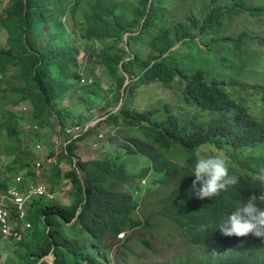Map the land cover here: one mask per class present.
<instances>
[{"label":"trees","instance_id":"obj_1","mask_svg":"<svg viewBox=\"0 0 264 264\" xmlns=\"http://www.w3.org/2000/svg\"><path fill=\"white\" fill-rule=\"evenodd\" d=\"M80 1L10 0L0 13V26L6 31V43L0 48V192L13 186V175L20 176L16 187L22 191L31 182L51 184L61 177L59 163L63 157L50 160L49 155L46 158L47 167L41 169L43 159L35 161L33 153L45 130L58 133L55 125L59 124L51 120L56 110L59 115L62 113L61 108L56 109V102H61L67 92L73 95L77 93L71 77L81 78L77 73V64H74L80 39L85 40L82 49L88 60L98 62L114 78L116 75L117 80L104 95L98 92L104 88L97 90V86H88L84 91L88 93L87 96L82 94L74 98L84 107L77 112L74 108L68 112L65 110L64 121L72 114L75 117H71L72 123L95 117L91 111L103 102L98 98L109 102L103 105L109 110L117 107L121 101L119 109L109 114L106 120L119 125L122 117L126 123L134 124L137 127L134 131L144 139L141 143L135 136L131 137L133 143L111 156L105 154L93 160L79 159L83 175L80 176L76 169H69L66 173L72 183L66 194L69 196L67 201H48L44 197L33 201L30 199L31 227L24 232L13 228L9 236L17 248L7 255L10 260L8 264H110L111 244L106 243V234L135 227L147 228L150 234L156 233V227L169 223L173 218L186 217L189 212L215 214L224 219L237 201L246 200L261 188L259 181L245 173V167L253 164V159H264V112L252 107L257 100L263 102L264 97L257 99L259 93L252 91L254 85L245 80L239 82L242 89L252 92L243 94L239 92V86L228 89L227 85L207 83L203 72L197 70L194 63L167 70L162 63L150 65V60L156 56L153 51L155 44L166 48L171 46L174 34L172 29L167 28L154 36L148 44L151 52L145 56L141 46L146 45L145 40L158 25L151 10L141 26L145 14L142 3L146 4L147 0H136L134 6L123 8L117 6L125 3L121 0H83L89 3L84 11L79 6ZM243 1V11L252 14L250 1ZM242 5V2H237L234 7ZM64 15L66 20H63ZM136 27L140 28L139 33ZM129 31L135 32L129 35L127 42L129 53L134 57L124 61L123 65L132 80L121 92L116 84L120 87L124 76L117 64L125 49L117 44ZM249 33L252 32L243 30L236 37L226 34L224 40L237 52L244 44L258 43L264 48V38ZM261 58H264V54H259L257 50H245L241 65L255 64ZM192 69H196L194 73L190 72ZM86 71L93 72L95 69L87 65ZM176 72L185 77L183 94L186 103L179 107L184 121L181 122L175 114L169 120H160L165 111L156 106L147 111L140 109L136 99L143 85L156 79L170 81ZM261 74L251 72L255 77ZM98 81L100 78H95V82ZM93 94L96 97H92ZM194 103L197 109L209 113L206 120L199 111L190 115ZM165 106L167 111H172L168 104ZM30 122L34 126L25 135V126ZM100 125L99 121L94 127H88L79 138L96 135L97 126ZM75 148V144L70 143L64 151L63 156L70 162ZM197 148L217 154L224 150L222 153L229 163L237 164L242 170L241 173H234V167L230 169V174L236 175L239 182L212 199L201 201L190 198L187 188L189 186L190 189L191 177L194 178L190 174ZM182 156L188 158L182 160ZM6 159L9 162L2 164V160ZM151 168L154 174L150 176L155 181L151 186L157 179L165 184L178 180L180 185L167 186V194L155 201L154 208L142 219L138 216V201L126 190L130 182L136 183L139 178L149 176ZM41 173L46 175L45 178H40L43 176ZM58 188L53 187V190L57 191ZM2 206L7 208L8 205L5 202ZM12 217H16L14 212ZM195 223L198 224L194 231L196 234L217 230L219 226L218 221L203 218L199 222L196 219ZM150 234L137 242L144 248L151 246ZM249 237H233L232 241H227L221 238L218 229L215 243L250 249H257L263 243L253 236L249 241ZM120 246L128 247L126 243ZM124 251L127 252L126 249ZM50 252H54L53 262L42 260ZM120 257L125 258L124 255ZM173 264L221 263L186 253L178 258V263ZM225 264L264 262L231 255Z\"/></svg>","mask_w":264,"mask_h":264},{"label":"clouds","instance_id":"obj_2","mask_svg":"<svg viewBox=\"0 0 264 264\" xmlns=\"http://www.w3.org/2000/svg\"><path fill=\"white\" fill-rule=\"evenodd\" d=\"M121 1H124L125 3L117 4L119 8L128 7L127 5L134 6L136 0ZM185 1L186 0H147L146 4L142 3V9H145V14L141 19V26L147 19L148 14L151 10L153 11V18L158 21V25L152 30V34L149 39L145 40L146 45L143 49L145 56H147L151 52V47H149L148 44L149 42H152L154 36H157L161 31L167 28L172 29L174 34V41L171 46L166 48L155 44L156 46L153 51L156 56H154L150 60V65L154 63H162L165 70H167L170 68L183 66L186 63H194V65L197 67V70L203 72V78L207 83L215 82L218 85H227L228 89H235L239 86V92L243 94H251L252 92L248 89H242L241 85L239 84L242 83L244 80L247 81L248 78H253V81L247 82H249V84L251 85H254L252 91L259 93L258 98L262 99V97H264V58H261L257 63L254 64L257 68L252 66V64L243 66L241 65V61L245 50L255 49L260 54L259 50H264V48H262L261 44L258 43L244 44L240 47V50L237 52V50H235L233 46L229 42H227V40H224V38L226 37V34H231L233 37H236L241 32L240 31L236 35H234V33L230 31H225L228 27H226V25L238 15H242L243 17L253 16L255 19L259 20L260 24L257 30H255L254 32L248 30L247 31L252 32L249 34L260 35L261 38H264V0H249L250 5L253 8L251 11L252 14H249V11L247 10L243 11L245 6V1L243 0H194L188 6H184ZM9 2L10 0L7 1L6 5ZM237 2H242L243 5L234 7ZM82 3L83 0H81L79 3L80 8ZM75 4H78V1H75ZM6 5L0 10V13L3 12V9L6 7ZM177 5H180L181 7L175 8ZM66 19L67 17L64 15L63 20ZM238 25L242 27V20L238 22ZM136 31L139 33L140 28L136 27ZM133 33L135 32L131 33V31H129L124 33L122 39H119L120 41L117 44L119 47L125 49V53L123 54L120 62L117 64L119 66V72L124 76L122 85L118 87V85L116 84V87L120 88L121 92L125 90V87L132 80L129 75L130 73L125 70L123 62L134 57V55H130V51L128 50L127 45L128 37ZM79 41L80 42L78 44L82 43L83 47V43L85 44V40L80 39ZM247 45H258V47L248 49L245 48ZM82 47L81 49H79L77 54L82 50ZM77 54L75 57L74 64H77L76 66L79 69V72L77 73L80 74L81 78L79 79L76 76L71 77L72 83H75V90H77L78 87H81L84 92L85 90L82 86L94 85L97 86V90L98 88H104V90H98L99 94L104 95L109 88L113 87L115 81L117 80L116 75L114 78L109 72H106L103 66L100 65L98 62L93 59L88 60L86 54L84 60L78 59ZM87 65H89V67H93L95 71H86ZM98 67L99 71L101 72V75L98 74ZM195 70L196 69H192L190 72L194 73ZM241 70L245 72V75H243L244 78L241 76L242 74H237ZM249 71L250 75H248ZM251 72L256 74H262L255 77L251 75ZM104 74H106V76H108L110 79V84L108 86L104 85L101 82L102 78L106 77H104ZM98 77L100 78V81L95 82V78ZM184 79L185 77L183 74H179V72H176L173 74V76H171L170 81L156 79L146 85H151L157 81H161V85L167 86H172L175 82H177V84L179 85H182V101L178 104V107H180L185 105L186 103L183 94ZM83 95L87 96L88 93L84 92ZM139 95L140 92L138 96ZM76 96L77 94L73 95L72 92H67L65 93V96L63 97L61 102H56V109L61 108L62 113L59 115L56 110V113L55 115H53L54 117H51V120H54L59 124L55 125V128L58 133L51 129H47L44 131V135L46 131H50L54 135V138L52 140L54 141L52 142L53 152L50 156V160H52L53 158L63 157V159L67 161V171L69 169H76L78 171V174L82 176L83 169L78 163L79 159L93 160L94 158L103 157L105 154H108L109 156H111V154L113 153L117 154L118 152L123 150L127 144L134 142L131 138L133 136L136 137V140L138 142L142 143L144 138L139 136L140 134L134 131L135 129H137L134 124L126 123L122 117L121 119H119V125L109 123L106 120L109 114L116 112L119 109L121 101L117 107H114L113 109L109 110V107H103V105H105L106 103L109 104V102L98 98L99 101H103L102 104L98 107L100 110H102V112H100L99 114H95V117H92L88 120H80L76 121L75 123H72L71 117L75 118L72 114L67 117L66 121H64L65 110L68 112L71 111L72 108H74L76 112L78 111L75 108V102L77 99L74 98ZM93 96L96 97V95L94 94ZM67 97H71L73 98V100L71 102H66L65 100ZM195 103L190 109V115L196 111H199L202 114L201 110L196 108ZM261 103H264V101L259 102L257 100V102H255L252 107L254 109L263 110L264 112V104L259 106V104ZM138 105H140V103H138ZM165 105H167V103L163 101H159L154 105L160 108L161 110L165 111V113L160 116V120H169L170 117L174 116L175 114L177 117L180 118L181 122L184 121L181 118V115L179 113H175L169 104V108L172 111H167ZM80 107H84V105H81ZM24 108H27L26 104ZM149 108L150 107H145L144 110L147 111ZM195 108L196 110L192 113V110H194ZM97 116L98 118H100L99 121L101 122V125L97 126V134H93L85 138H90L91 140H94L98 137V135L101 136V130L106 131L105 138L108 142L104 143L103 145L105 151H103L102 155L100 156L88 159H82L80 157H77L75 154L76 148L78 147V145H76L77 141L81 142L86 140L85 138L80 139L79 137L83 134V132L88 129V127H94L99 122L96 121L92 125H87L88 122L96 120ZM32 126L34 125L31 124V122L27 123V126H25L24 129L25 135H28L29 129ZM70 143L75 144L76 146L73 151V155L71 156V162L63 156V154H65L64 151L67 145ZM42 149L43 143L42 141H39V145L36 146L35 153H37L38 150H40L41 152ZM211 153L212 154H207L199 148H197L194 152L195 161L190 174L194 176V178L191 177L190 189L189 186L187 188L190 198L194 200L198 199L203 201L204 199H212L213 197L219 196L222 192H227L230 187L236 185L239 182L238 177L236 175L232 173L230 174V169L234 167L232 172L241 173L242 170L240 166H238L237 164L235 165V163H229L228 158L224 157L222 152H220L219 154L215 152ZM187 158L188 157L186 156L181 157L182 160ZM39 159L43 158L36 157L35 161ZM252 162L253 164H249V167H245V173L247 175H252L253 180L259 181L261 183V188L254 192L246 200L242 202L237 201L234 205L233 210L229 212L224 219H220L215 214H192L189 212L186 217H181L177 219L173 218L175 221H173V219L169 220V223L171 224L175 235L178 236L182 241H184L185 244L189 246V249L186 253H189L191 256L199 258L206 257L207 259L203 260L210 259L215 263L220 262L221 264H225L228 257L231 255L246 257L255 262H264V159L256 158L253 159ZM62 169L63 166L61 163V170ZM236 169H238L239 171L236 172ZM152 173L154 174V169L151 168L149 171V176L139 178L136 183L130 182L127 185L126 191L128 193H131L134 199L138 201L137 210L141 207L142 197L146 195L150 190H161L164 193L162 196H164L167 194L168 191L167 186L174 187L176 185H180V182L178 180L165 184L162 183L161 180L157 179L156 183L151 186L155 182L151 179L150 175ZM65 176L68 178L66 174ZM184 176L182 177V179L184 178ZM13 177L15 178L16 182H19L20 176L18 177V175H13ZM61 178H63V176ZM149 178L151 179L150 185L148 184ZM68 182L69 184L67 186L69 187V185H71L72 183L70 180ZM53 187L54 186L51 187L49 184H46L44 182H31L28 185L27 189L24 191L10 188L1 191L4 194L3 196H5V198L0 199V211L5 213L6 224L8 229L7 231L4 230L3 222L0 220V238H9V235L11 234L9 230L11 229L13 232V228L15 227H17L22 232L26 231L27 228L31 227L32 220L31 217H29V210L31 208L32 203L29 202L30 199H32L33 201L34 199H40L44 197L49 199L48 201L64 202L58 197V194L62 196V192H64L63 195L66 196V194L70 191L69 190L67 192L68 187H65L64 190L58 188L57 191L53 190ZM5 202L8 205L7 208L2 206V203ZM13 212L16 215L15 218L12 217ZM33 212L34 213H32V216L35 214V210ZM202 218L212 221H218L219 226L217 230H220L221 238L227 241H232L233 237L243 238L250 236L249 241H252L253 237H255L263 243H260L261 245L257 249H250L248 247H243L240 245L232 246L229 245V243L216 244L215 232L217 230H208L202 234H196L194 232L195 227L198 225L195 223V220L197 219V221L199 222ZM74 220L75 218L70 223H72ZM130 229L122 230L119 233H116L114 237H117L118 239L119 237L125 238L126 236V240H129L128 237L130 235L125 233L124 231L129 232ZM112 234H106L104 236L105 241H108L107 236ZM17 235L19 234L17 233ZM107 241L106 243L110 245V240L108 242ZM123 243H126V241L122 242V244ZM151 247L152 246H148V248ZM203 247H208L209 250L207 251ZM111 249L112 244L111 248H109V252ZM3 254V251L0 249V261L2 259L1 256H3ZM47 256H51L52 260L48 262L45 259V257ZM54 258V252H50L46 254L42 258V260H45L48 263H52ZM112 260L113 258L110 254V262H112ZM0 264L2 263L0 262Z\"/></svg>","mask_w":264,"mask_h":264},{"label":"rangeland","instance_id":"obj_3","mask_svg":"<svg viewBox=\"0 0 264 264\" xmlns=\"http://www.w3.org/2000/svg\"><path fill=\"white\" fill-rule=\"evenodd\" d=\"M8 0H0V10L6 5ZM194 0H186L184 6H188L191 4ZM89 7V3L86 1H83L81 5V10H87ZM180 5H177L175 8H180ZM242 20V27L238 25V22ZM259 20L255 19L253 16H246L243 17L242 15H238L235 17L230 23L226 25L227 29L225 31H230L236 35L238 32L242 30H248L254 32L255 30L258 29L259 26ZM62 25V24H58ZM6 43V31L5 29L0 26V48L4 46ZM136 45H138V42H136ZM79 49L82 47V43L78 44ZM258 45H252L249 46L247 45L245 48H256ZM142 49H144V46H141ZM260 53L264 54V50H259ZM85 51L82 49L78 54L77 58L84 60L85 58ZM83 65V64H80ZM252 66L255 67L254 64ZM257 68V67H255ZM98 74L101 75V72L99 71V67L97 68ZM237 74H242L241 76L245 75L244 71H240ZM106 74H104V77ZM247 81L251 82L253 81V78H248ZM104 85L108 86L110 84V79L108 76L105 78H102L101 81ZM83 89H87L88 85L82 86ZM77 95H82L84 92L81 87L77 88ZM93 97V95H91ZM258 99V97H257ZM73 98L67 97L66 102H71ZM163 101L167 104L170 105L172 110L175 113H179V107L178 104L182 101V85L177 84V82L173 83L171 86L167 85H161V81H157L151 85H146L143 86L142 89L140 90V95L137 97V102L140 103V108L145 109V107H152L155 105V103ZM102 103L98 104L93 111H91L94 114H99L102 112L98 107ZM264 103L259 104V106L263 105ZM83 105L78 99L75 102V108L78 110L80 106ZM264 109V107H263ZM192 110V112H194ZM202 114L204 115V119L208 116L207 111H201ZM100 118L88 122L87 125H92L96 121H99ZM100 135L94 140H91L90 138H85L86 140L84 141H77L78 147L76 148L75 154L77 157H80L82 159H88L96 156L102 155L103 151H105V148H103L104 143H107L108 141L105 138L106 131L101 130ZM54 138V135L50 131H46L45 135L42 138V143H43V149L40 152L38 150L37 153H33V155L38 158L42 157L43 160L42 162L44 163L43 166L40 168H45L47 167V161L46 158L52 154L53 152V147H52V141ZM118 152V151H117ZM224 152V150H222ZM113 153V152H112ZM119 153V152H118ZM207 154H212L211 152H205ZM114 154V153H113ZM4 157V155H2ZM7 160V159H6ZM1 163H5V160H2ZM61 163L63 166V169L61 170L63 178L55 179V181L51 184H49L51 187H59L65 188L68 187L67 185L69 184V179L65 176L67 172V161L62 159L60 161L59 167L61 168ZM239 170L236 169V172ZM81 173V171H80ZM40 178H45V174L41 173ZM13 186L10 189H17L20 190L19 188L16 187L17 183L15 181V178H13ZM71 185H69L67 192L70 190ZM15 190V191H17ZM62 192V191H61ZM24 193V192H23ZM64 194V192H62ZM61 193V194H62ZM62 196L58 194V197L62 199L63 201H67V198L69 196ZM164 193L161 190H150L146 195H144L141 199V207L138 209V216L141 217L142 219L144 218L145 214L148 213L151 209L154 208L155 206V201L158 200ZM4 194L0 192V199L5 198L3 196ZM15 226V225H14ZM22 226V225H21ZM27 227V226H26ZM12 232V230H9ZM125 233L129 234V240H126V236L124 237H114L116 234L108 235L107 239L108 241L110 240L112 244V249L110 250V254L113 258L112 262L110 264H134L135 261H137V264H171V263H178V258L182 255H184L188 249L189 246L184 243L178 236L175 235L174 230L171 226L170 223H166L165 225H160L156 227L155 232L156 233H149V230L147 228H132L130 229L129 232L124 231ZM150 234V242H151V248H144L139 242L142 239H145V237ZM18 237V235L16 236ZM107 241V240H106ZM107 241V242H108ZM126 241V245L128 247H121L118 246L122 244V242ZM16 243L11 237H1L0 238V249L3 251V256L1 259L2 264H8L10 260L8 259V254L10 255V252H13L14 249H16ZM207 251L209 250L208 247H203ZM126 249L127 252L124 251ZM217 249V248H214ZM125 256V258H122L120 256ZM202 259H207L206 257H201ZM45 259L49 262L52 260L51 256L45 257ZM139 262V263H138Z\"/></svg>","mask_w":264,"mask_h":264},{"label":"built area","instance_id":"obj_4","mask_svg":"<svg viewBox=\"0 0 264 264\" xmlns=\"http://www.w3.org/2000/svg\"><path fill=\"white\" fill-rule=\"evenodd\" d=\"M0 220L3 222L4 230L7 231L6 217L5 213L0 211Z\"/></svg>","mask_w":264,"mask_h":264}]
</instances>
